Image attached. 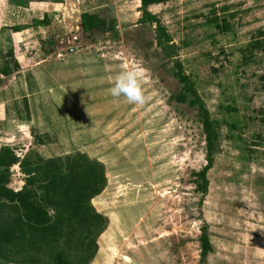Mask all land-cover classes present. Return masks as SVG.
Masks as SVG:
<instances>
[{"label":"rangeland","instance_id":"rangeland-1","mask_svg":"<svg viewBox=\"0 0 264 264\" xmlns=\"http://www.w3.org/2000/svg\"><path fill=\"white\" fill-rule=\"evenodd\" d=\"M64 4L68 20L48 16L50 24L21 37L28 58L15 95L9 91L0 149L32 163L78 152L103 163L108 185L91 203L108 223L90 264H203L204 227L207 264H264V51L254 46L264 41V0L151 7L176 46L173 57L159 44L157 24L139 23L140 0ZM84 12L105 19L107 32L84 33ZM176 60L221 125L205 195L194 178L207 165L205 135L197 110L173 101L182 89ZM132 67L142 70L146 99L138 105L108 91ZM10 176L8 187L22 190L19 164ZM48 209L55 219L58 211ZM13 216L0 208V228ZM62 247L68 251L67 240ZM39 252L30 259L3 251L0 264H51Z\"/></svg>","mask_w":264,"mask_h":264},{"label":"trees","instance_id":"trees-1","mask_svg":"<svg viewBox=\"0 0 264 264\" xmlns=\"http://www.w3.org/2000/svg\"><path fill=\"white\" fill-rule=\"evenodd\" d=\"M34 2L63 3L64 0H32ZM142 17L139 23L157 24V32L164 40L167 57H173L176 46L165 34L158 19L150 8L166 4L169 0H140ZM84 33L107 32V21L98 13L84 12L80 16ZM41 23L50 24L45 17ZM254 46L264 51V41L255 40ZM73 49V48H72ZM174 77L182 89L174 95L173 101L188 105L197 110L206 140L207 165L195 173L201 193L207 194L208 172L214 163L218 150L221 125L211 118L208 109L195 84L184 73L183 65L174 62ZM1 85V81H0ZM20 165L26 182L22 190L14 191L8 187L11 182L10 170ZM108 179L103 163L91 159L87 154L78 152L64 158L45 160L38 158L32 163L30 157L22 161L10 147L0 149V208L12 209L14 216L8 221L11 225L0 228V254L14 252L16 257L37 258L39 251L49 253L51 264H90L97 245L96 239L104 231L108 219L92 206V200L107 187ZM49 207L58 211L54 219ZM67 240L68 251L62 250V242ZM201 262L207 264L212 245L207 228H202L200 237ZM25 248L29 250L27 254ZM75 256H71L70 252ZM33 253V254H32Z\"/></svg>","mask_w":264,"mask_h":264},{"label":"crops","instance_id":"crops-1","mask_svg":"<svg viewBox=\"0 0 264 264\" xmlns=\"http://www.w3.org/2000/svg\"><path fill=\"white\" fill-rule=\"evenodd\" d=\"M64 2L56 4L34 2L32 0H0V123H5L8 120L11 101L9 91L12 96L15 95L13 84L18 81L21 82L22 77H24L23 74H25L23 64L28 57L25 54L21 37L32 33L34 29H42V25H45L41 23L44 17L49 22L50 18L48 16H54L55 19L62 16L65 20H68L69 15L67 14H69V11L65 8ZM59 13L60 15H58ZM41 17V21L37 22ZM26 18L31 19L30 22L26 21ZM34 22H37V25ZM9 53H13V56H10ZM38 64L35 65L40 66ZM22 92H24V88ZM20 128H22V125H20ZM19 130L18 132H24L21 129Z\"/></svg>","mask_w":264,"mask_h":264},{"label":"clouds","instance_id":"clouds-1","mask_svg":"<svg viewBox=\"0 0 264 264\" xmlns=\"http://www.w3.org/2000/svg\"><path fill=\"white\" fill-rule=\"evenodd\" d=\"M108 91L112 97L122 96L130 104L144 103L146 97L142 87V70L132 67L120 71Z\"/></svg>","mask_w":264,"mask_h":264}]
</instances>
